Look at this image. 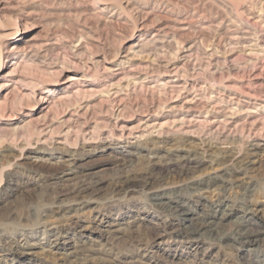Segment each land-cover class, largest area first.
I'll use <instances>...</instances> for the list:
<instances>
[{
    "label": "rangeland",
    "instance_id": "1",
    "mask_svg": "<svg viewBox=\"0 0 264 264\" xmlns=\"http://www.w3.org/2000/svg\"><path fill=\"white\" fill-rule=\"evenodd\" d=\"M182 137L219 148L204 174L219 172L224 150L231 167L249 166L232 188L198 194L175 178L168 195L198 215L221 202L238 215L254 208L244 224L264 227V0H0V249L37 237L13 264H76L74 250L89 264H264V245L246 251L232 241L237 220L221 240L176 242L174 219L147 191L110 193L123 167L165 161L160 141ZM74 162L103 181L105 196L44 223L55 184L78 174ZM55 226L67 233L52 247L46 229ZM0 262L11 256L0 252Z\"/></svg>",
    "mask_w": 264,
    "mask_h": 264
},
{
    "label": "bare ground",
    "instance_id": "2",
    "mask_svg": "<svg viewBox=\"0 0 264 264\" xmlns=\"http://www.w3.org/2000/svg\"><path fill=\"white\" fill-rule=\"evenodd\" d=\"M185 23H188V22H185ZM176 29H177V27H176ZM250 34H251V32H250ZM170 39H172V38H170ZM146 43H147V41H146ZM172 70H173V68H172ZM174 73H175V71L173 72V75H174ZM177 73L178 72H176V74ZM176 74H175V76H176ZM177 84H178V82L174 81L172 86L175 88ZM191 89H192V87H191ZM193 100H195V99H193ZM191 103H193V102H191ZM213 107H215V106H213ZM183 121L185 122V120H183ZM189 121H191V120H188V122ZM180 124H182V122ZM218 129H219V126H218ZM187 134H188V132H186V135ZM189 137H190V135H189ZM248 137H249V135H248ZM170 138H172V137H170ZM170 138H168L164 141H160L161 144H165L166 146L167 145L169 146L166 149L162 150V151H164V155L161 157L164 158L165 161L160 162V163L149 162L136 173L127 171V170H125V169H127V167H123L122 170H120L119 173H117L109 182L110 187H111L110 193L111 194L113 193L114 195L119 196V195L126 194L128 191H130L133 188L134 189L140 188L143 191H147L149 194L148 200H150L151 205L153 207L157 208L160 212L167 215L168 218L174 219V224L171 223L169 225H173L175 227L171 231V235H172V238L174 239V241H176V242L179 241V242H185L187 244H190V243H196V242L202 241V240H221L224 236V229L226 227V224L228 222H230L231 220H229V219L232 218V219H234L235 222L237 220V222L235 223L236 227L234 226L235 229H233V231L231 232V235L233 237L232 241L238 243V245H240L241 249H243V247L247 246L246 251H251L254 248H257L259 246L264 245V227L253 229V228H250L248 226L249 224L248 225L244 224V220H246V221L250 220L256 215L255 214L256 209L247 207L243 211H241V213H242L241 215H238L234 208L225 204L224 202H221L222 204L220 206L216 207L214 210H212L210 214L198 215L195 213V211L189 210L186 207V205L183 203V201L181 202L177 199H173L172 197H170L168 195L169 192L177 193V186H176L177 182H175V183L170 182L169 183V179L175 180V178L176 179L179 178L182 180V183H181V184H183L182 187L187 192H194V193L199 194V193H207V192H212V191L226 190L233 185H237V183H239L240 181H243V180H241V176H243V177L246 176L245 174H247L249 164H246L245 166H243V163H242L243 167H237V168H235V166L231 167L228 164L229 163L228 160L232 156L230 154L228 155L227 150L223 149L224 151H220L218 153L220 155V157H219L220 160L224 161V162H221V164L219 163L221 165L219 172L204 174V172H202L203 171L202 167H203V164H205V162H207L210 165L216 164V159L214 160V159L210 158V155H211L210 153L213 154L219 150L217 145H215L211 141L208 142L209 140H207L206 142L201 141L200 143L196 144V143L191 142L189 139L184 138V137L180 138L178 141L175 138H173V139H170ZM216 139L218 140V138H216ZM259 145L257 143L251 144L252 148L250 149V152L252 154L258 152ZM181 151H183L182 154H180ZM199 151H201V152H199ZM128 153H130V151ZM207 158H209V159H207ZM119 159H120L121 165L126 164L127 161H126L124 156L120 157ZM69 166H68V168H69ZM71 167H72L71 169L76 170L77 169L76 163L75 162L72 163ZM67 170H69V169H67ZM76 171L78 172V174L75 175L74 177L65 178V179L63 178L62 181H58V182H60V184H55V188L52 190V199L50 202L51 207L48 210V214H45L42 216L44 218V219H42L44 221V223H45V220H47L49 218H51V219L55 218V220H57V221H59V220L64 221L65 219L67 220L70 217V215H72V213L77 212L80 209L85 208L87 205L91 204V202L95 198L97 199V198H100V197L102 198L103 196H105L102 193L103 181H101L95 177H90L87 173H85V171L84 172H80L78 170H76ZM63 173H65V168L61 169L58 172V174H63ZM240 183H242V182H240ZM245 184H246V187H245L246 190L244 193H241V195H243L244 200L248 196V192L250 191V187L248 186V183H245ZM37 213H35V212L29 213V211H28V213L26 215L29 218L30 216H33V214H37ZM10 218L17 220V219H20L21 217L19 218V216H17L16 214H12L10 216ZM239 219H241V221H239ZM177 225L179 226V228H177ZM46 230L48 231V232H46V235L52 234L55 237V239L52 240V241H55V244L51 245L52 247H55V245L57 243L56 241H58V239H61V237H60L62 235L61 231H63V233H67L66 232L67 229H61L60 227H56V226L47 228ZM53 230H60V231L54 232ZM120 232H121V230L119 228H116V229L112 230V232H110V233H116L114 237L119 238L117 236H120V234H121ZM26 238L27 237L25 235L21 234V235H18L17 238L10 240V242H13L16 245V247H18V250L20 252H24L25 250H28L29 247H31L33 244H35L37 242V241H35V238H37V237H31V239H30L31 241H27ZM31 242H33V243H31ZM47 242H49V240L45 237V243H47ZM39 248H40V251H42V252H48L51 247L46 248V247L42 246ZM18 250L11 251L9 254H7V253L4 254L2 249H0V252L5 257L11 256V262L13 264V262H15V261L17 262V258H14L12 256L17 254V253L19 254L20 252H17ZM74 251L73 252L71 251V252L75 254L73 256V259H74L76 264H89V263H91L90 260L82 257L84 251L83 252H82V250H79V251L76 250V252H74ZM86 251L87 250H85V252ZM26 254H27V251L24 253V255H26ZM98 259H97V261H98ZM97 261L95 264H97ZM101 263L102 262L100 261V264Z\"/></svg>",
    "mask_w": 264,
    "mask_h": 264
}]
</instances>
